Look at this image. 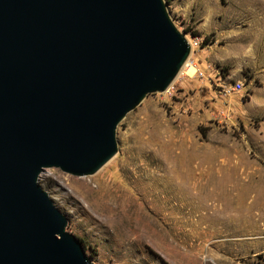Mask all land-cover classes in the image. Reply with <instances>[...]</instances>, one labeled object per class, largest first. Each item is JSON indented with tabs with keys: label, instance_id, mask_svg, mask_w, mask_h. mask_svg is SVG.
<instances>
[{
	"label": "rangeland",
	"instance_id": "obj_1",
	"mask_svg": "<svg viewBox=\"0 0 264 264\" xmlns=\"http://www.w3.org/2000/svg\"><path fill=\"white\" fill-rule=\"evenodd\" d=\"M165 2L191 65L125 116L96 173L39 182L95 264H264V0Z\"/></svg>",
	"mask_w": 264,
	"mask_h": 264
},
{
	"label": "water",
	"instance_id": "obj_2",
	"mask_svg": "<svg viewBox=\"0 0 264 264\" xmlns=\"http://www.w3.org/2000/svg\"><path fill=\"white\" fill-rule=\"evenodd\" d=\"M191 51L165 0H0V264H95L39 177L101 169Z\"/></svg>",
	"mask_w": 264,
	"mask_h": 264
},
{
	"label": "built area",
	"instance_id": "obj_3",
	"mask_svg": "<svg viewBox=\"0 0 264 264\" xmlns=\"http://www.w3.org/2000/svg\"><path fill=\"white\" fill-rule=\"evenodd\" d=\"M199 44H200V43H199L198 41L195 42V45H196V46H199ZM244 86H245V85H244L243 82L238 81V82H236V83L231 84L230 86L223 85L222 90H224V92H226V93H229V92H232V91L240 92V91L243 90Z\"/></svg>",
	"mask_w": 264,
	"mask_h": 264
},
{
	"label": "trees",
	"instance_id": "obj_4",
	"mask_svg": "<svg viewBox=\"0 0 264 264\" xmlns=\"http://www.w3.org/2000/svg\"><path fill=\"white\" fill-rule=\"evenodd\" d=\"M195 34H197V33H195ZM210 41H211V40L209 39V37L206 36V37L204 38L203 42H202V45L204 46V45L208 44Z\"/></svg>",
	"mask_w": 264,
	"mask_h": 264
},
{
	"label": "bare ground",
	"instance_id": "obj_5",
	"mask_svg": "<svg viewBox=\"0 0 264 264\" xmlns=\"http://www.w3.org/2000/svg\"><path fill=\"white\" fill-rule=\"evenodd\" d=\"M191 65V62L188 64V60L185 62L183 68L181 69V71H183L185 69V67H189Z\"/></svg>",
	"mask_w": 264,
	"mask_h": 264
}]
</instances>
